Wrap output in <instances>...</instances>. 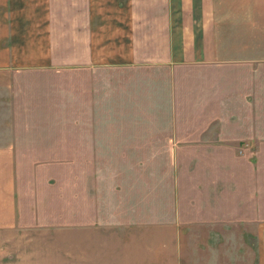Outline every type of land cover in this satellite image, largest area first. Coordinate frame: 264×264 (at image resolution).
Here are the masks:
<instances>
[{"label": "rangeland", "instance_id": "374dc122", "mask_svg": "<svg viewBox=\"0 0 264 264\" xmlns=\"http://www.w3.org/2000/svg\"><path fill=\"white\" fill-rule=\"evenodd\" d=\"M226 69L0 75V140L16 151L20 223L12 250L0 239V264H68L67 250L81 245L83 226L100 209L108 224L128 220L139 234L153 229L154 245L177 246L172 260L180 256L182 262L171 264H230L232 256L233 264H257L256 229L264 222V76ZM132 97L163 108L152 118L174 121L178 154L167 155L158 140L148 150L139 142L137 155L104 151L128 145L103 138L130 128L115 122L125 120ZM150 151L156 154H144Z\"/></svg>", "mask_w": 264, "mask_h": 264}, {"label": "crops", "instance_id": "0c3cea01", "mask_svg": "<svg viewBox=\"0 0 264 264\" xmlns=\"http://www.w3.org/2000/svg\"><path fill=\"white\" fill-rule=\"evenodd\" d=\"M218 65L228 73L264 76V0H0V75L156 67L172 73ZM130 101L125 120L115 122L130 128L106 131L103 138L128 145L104 151L137 155L139 142L148 150L158 140L167 155L178 154L174 121L151 117L163 108L148 99ZM15 156L14 147L0 140V239L9 250L20 235ZM98 214L83 226L81 245L67 250L68 264H171L172 252H180L169 243L154 245L153 229L139 234L128 220L108 224L101 209ZM256 236L257 264H264V222Z\"/></svg>", "mask_w": 264, "mask_h": 264}]
</instances>
